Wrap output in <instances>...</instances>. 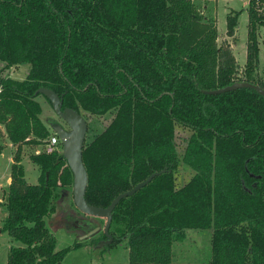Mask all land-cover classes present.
Listing matches in <instances>:
<instances>
[{"label":"trees","instance_id":"trees-1","mask_svg":"<svg viewBox=\"0 0 264 264\" xmlns=\"http://www.w3.org/2000/svg\"><path fill=\"white\" fill-rule=\"evenodd\" d=\"M197 1L0 0L3 69L29 66L22 81L0 77V126L17 148L1 230L23 245L10 250L6 264H62L78 247L56 251L45 224L55 213L54 196L72 185L62 154H31L38 182L24 177L22 145L42 147L54 135L41 118V88L63 96L62 111H115L84 143L87 204L106 208L159 173L112 213L111 224L124 227L112 239L126 242L129 264H176L172 246L190 229L212 230L205 264H264V97L247 88L206 94L236 82L264 90V77H252L264 15L246 0V61L238 79L230 45H218L217 24ZM237 17L227 18L229 38ZM176 125L192 132L182 155L173 144ZM181 163L193 176L177 186Z\"/></svg>","mask_w":264,"mask_h":264},{"label":"rangeland","instance_id":"rangeland-1","mask_svg":"<svg viewBox=\"0 0 264 264\" xmlns=\"http://www.w3.org/2000/svg\"><path fill=\"white\" fill-rule=\"evenodd\" d=\"M197 7L202 14L215 21L218 30V45L230 44L235 56L238 67V79H243V70L246 61V44L248 31V8L249 3L246 0H203L196 2ZM237 17V26L234 30V36L229 38L226 34L227 18L229 16ZM259 41V60L258 68L252 75L254 80H260L264 77V29H258ZM23 66V65H22ZM4 64L0 62V77L22 80L29 70L25 67L17 66L9 69H3ZM22 69V70H21ZM20 70V71H19ZM41 102H45L47 113H41V118L45 125L66 127V124L55 115L51 104L43 96L39 97ZM47 109V108H46ZM88 126L85 143H90L99 135L112 120L115 111H111L102 117L92 116L83 112ZM50 124V125H49ZM52 133H54L51 130ZM192 132L180 125L175 126V135L173 144L179 155L185 150ZM9 140L6 136L3 126H0V264H5L12 248L22 247L23 245L12 239L6 232L1 230L3 220L6 217V191L10 184V165L11 159L16 153V147L9 146ZM45 149V146L33 147L28 144L22 145V165L24 177L30 184H37L40 174L39 168L34 165L29 156L33 153ZM62 154V152H61ZM193 176V171L183 163L180 164L175 174L177 186H182ZM53 203L55 213L49 218H45V224L53 235L56 243L55 250L60 251L77 245V248L71 249L66 253L62 264H129L128 249L126 242L113 241L111 233L115 237H120L124 227L111 224L109 234L111 242L104 235L106 220L87 216L81 213L74 205L72 198V185L62 190L54 196ZM94 232V233H93ZM186 238L183 242H176L172 246V261L176 264H205L211 258V236L212 230L190 229L185 232Z\"/></svg>","mask_w":264,"mask_h":264},{"label":"water","instance_id":"water-1","mask_svg":"<svg viewBox=\"0 0 264 264\" xmlns=\"http://www.w3.org/2000/svg\"><path fill=\"white\" fill-rule=\"evenodd\" d=\"M243 88L253 89L259 95L264 97V90L262 88L248 82H236L222 89L208 91L206 92V94L217 95ZM36 94H41L49 100L55 115L59 117L67 126V128L61 126L50 127L54 134L58 136L61 142L62 157L66 161L67 166L69 167L72 174L73 203L81 213L87 216L103 218L106 220L104 235L109 239V243L111 242L109 229L112 223V213L115 207L121 200L132 196L141 188L149 184L155 176L159 175V173L150 175L145 181L137 184L133 189L119 194L106 208L93 207L87 204V202L85 201V192L87 188L88 178L85 166L82 161V150L88 131L87 122L81 114L77 113L73 109H65L64 111H62L63 96L59 97L52 90L45 88L39 89ZM163 172L164 171H162V173Z\"/></svg>","mask_w":264,"mask_h":264},{"label":"built area","instance_id":"built-area-1","mask_svg":"<svg viewBox=\"0 0 264 264\" xmlns=\"http://www.w3.org/2000/svg\"><path fill=\"white\" fill-rule=\"evenodd\" d=\"M264 3V0L260 2V0H255V10L259 15H264V8L262 7V4ZM264 5V4H263ZM45 152L46 153H53V152H62V145L61 142L55 134L52 135L45 143Z\"/></svg>","mask_w":264,"mask_h":264},{"label":"crops","instance_id":"crops-1","mask_svg":"<svg viewBox=\"0 0 264 264\" xmlns=\"http://www.w3.org/2000/svg\"><path fill=\"white\" fill-rule=\"evenodd\" d=\"M229 44V43H228ZM230 45V44H229ZM231 48V47H230ZM17 67H19V68H22V67H25V68H27V69H29V66L28 65H18ZM22 70V69H21ZM20 71V70H19ZM28 72H29V70L26 72V75H25V77L27 76V74H28ZM25 79V78H24ZM24 79H22V80H24ZM17 80V79H16ZM21 79L19 80V81H22ZM37 100H38V102H39V104H40V106H41V108H42V115L45 113H47V110H48V107H47V105H46V103L45 102H41L40 101V99L39 98H37ZM47 108V109H46ZM50 125V124H49ZM48 129L51 131V128H49L48 127ZM9 146L10 147H12L13 148V146L9 143ZM11 163H12V159H11ZM9 181H10V178H9V180H8V183H9ZM32 185H34V184H32ZM7 262V261H6ZM6 262H5V264H6Z\"/></svg>","mask_w":264,"mask_h":264}]
</instances>
